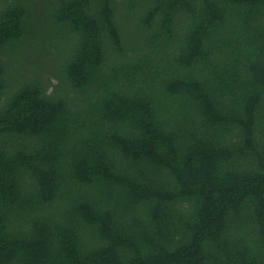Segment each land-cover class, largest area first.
<instances>
[{"label":"trees","instance_id":"1","mask_svg":"<svg viewBox=\"0 0 264 264\" xmlns=\"http://www.w3.org/2000/svg\"><path fill=\"white\" fill-rule=\"evenodd\" d=\"M40 1L0 0V264H264V0Z\"/></svg>","mask_w":264,"mask_h":264},{"label":"rangeland","instance_id":"2","mask_svg":"<svg viewBox=\"0 0 264 264\" xmlns=\"http://www.w3.org/2000/svg\"><path fill=\"white\" fill-rule=\"evenodd\" d=\"M38 2L41 3L42 1L38 0ZM27 59H28V61H29L30 63H32V62L34 61L35 58H34L33 56L30 57V55H28V56H27ZM52 83H53V82H52ZM51 90H52V89H50L49 92H51Z\"/></svg>","mask_w":264,"mask_h":264}]
</instances>
